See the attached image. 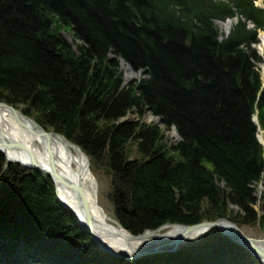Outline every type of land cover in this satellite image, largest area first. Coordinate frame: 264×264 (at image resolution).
I'll return each mask as SVG.
<instances>
[{
  "label": "trees",
  "instance_id": "16d2710c",
  "mask_svg": "<svg viewBox=\"0 0 264 264\" xmlns=\"http://www.w3.org/2000/svg\"><path fill=\"white\" fill-rule=\"evenodd\" d=\"M232 8L245 21L220 40L214 20L234 16ZM258 28L264 19L238 1L0 0V102L22 107L101 164L114 218L133 235L213 220L228 202L254 222L253 187L264 181L253 122L264 110L262 59L252 47ZM120 62L142 79L125 85ZM146 112L180 140L168 147L156 124L120 121ZM0 170V182L7 177L12 187L0 203L3 264L15 262L8 247L17 237L34 249L16 264H126L99 250L65 213L49 178L7 166L1 154ZM204 238L128 264H260L216 230ZM37 248L48 259L37 262Z\"/></svg>",
  "mask_w": 264,
  "mask_h": 264
},
{
  "label": "bare ground",
  "instance_id": "6f19581e",
  "mask_svg": "<svg viewBox=\"0 0 264 264\" xmlns=\"http://www.w3.org/2000/svg\"><path fill=\"white\" fill-rule=\"evenodd\" d=\"M262 29L263 28H258L256 32L259 33ZM20 122H23L26 126L30 125L25 118L19 117V115L14 116L6 109L0 108V151H2L8 159L27 163L29 165L30 162H35L39 168L44 170L51 168L50 161L54 163L56 172H58L65 181L77 185L79 192L88 206L91 220V225L89 226L90 234L104 246L114 250L115 253L119 255L121 254L129 257V253L132 249H143L150 246L152 243H157L158 245L163 239L171 237L172 234H177L179 232L180 227L172 225L165 226L157 232H147L140 239L132 238L130 234L120 227L115 218L113 219L99 204V182L93 173L97 172V170L91 171L90 162L87 156L82 153V150L77 146L68 144L66 140L60 136H52L50 139L46 138L45 140L39 135L31 133L28 129H24L20 125ZM93 168L97 169L94 166ZM54 184L56 188L55 194L59 199L58 202L60 207L62 208L61 205H63L65 208L69 209L70 212L68 213L66 209L62 208L67 215H73L77 223L79 222V224L85 226L82 221L81 209L75 197L74 190L67 187L65 185L66 183L62 180L60 182L54 181ZM225 222L220 221L218 224L228 232H236ZM79 224L78 227L85 232L84 228H81ZM200 230H203V228L193 230L187 234L185 241L198 237L202 233ZM85 233L89 235V233ZM13 240L14 242H10L12 245L8 247L12 252L8 253V257H10V260L13 259L18 263V259L16 260L14 258L18 255V257L21 258L19 261L25 260L27 256L25 254L27 251L30 253L33 246L30 242L26 241L24 237H17ZM229 241L234 247L239 246L236 242H232L230 239ZM16 243L20 246L19 252H16ZM247 248L249 249V246H247ZM33 254L37 255V250H34ZM35 255H33V258L37 259V262H39L40 260ZM109 256L114 257L112 255ZM4 258L5 256H0V264H3ZM43 259H48V257L44 256ZM262 259L264 260V256ZM15 262H13V264H16ZM129 262L130 260L125 261L126 264Z\"/></svg>",
  "mask_w": 264,
  "mask_h": 264
},
{
  "label": "rangeland",
  "instance_id": "374dc122",
  "mask_svg": "<svg viewBox=\"0 0 264 264\" xmlns=\"http://www.w3.org/2000/svg\"><path fill=\"white\" fill-rule=\"evenodd\" d=\"M262 7H264V4H262ZM230 26V23H226L224 25V28H228ZM63 36L65 37V39L68 41V43L72 44L73 43V40H72V36L71 34H68L66 32H63ZM255 50L257 52V54L260 56V58H262V60L264 61V31H260L259 34H258V43L255 45ZM258 67L260 68H263L264 70V62L262 64H258ZM120 68H121V71L123 73V77H124V84L125 85H129L131 83H135V82H139L141 79H142V73L141 72H138V73H135L133 72L131 69H129L125 64H123V62H120ZM263 75V81H264V71L262 73ZM5 103V102H4ZM15 109L19 110L20 112H22V107L20 108H16L14 107ZM23 113V112H22ZM24 114V113H23ZM26 115V114H24ZM27 116V115H26ZM29 117L30 119L34 120L40 127H42L45 131L47 132H54L53 130H51L50 128H46V127H43L41 126L33 117H30V116H27ZM121 122H126V121H133V122H137V123H148V124H156L162 131L163 133V138H164V141L166 142V144L168 145V147H172L174 144H176L180 139H179V136L177 134V132L175 131V129H168L166 128L165 126L162 125V120H159V119H156V118H153L152 115L148 114V112L144 113L143 116H139V115H134V114H130L128 115L126 118L120 120ZM253 122L256 124L257 126V135H256V138L258 140V142L262 145V157H263V160H264V110L261 114H259V111H256L254 116H253ZM56 133V132H55ZM59 134V133H57ZM61 135V134H59ZM63 136V135H61ZM261 136V137H260ZM64 137V136H63ZM65 138V137H64ZM66 139V138H65ZM67 140V139H66ZM69 141V140H68ZM70 142V141H69ZM72 145L74 146H77L76 144H73L71 142ZM79 149L80 147L77 146ZM135 147V146H134ZM132 147V149H130L129 152H133V155L131 153V156L129 159H135L136 158V155H135V149L136 147L134 148ZM81 150V149H80ZM83 152V151H82ZM84 153V152H83ZM85 154V153H84ZM2 155V154H1ZM86 155V154H85ZM3 156V155H2ZM87 156V155H86ZM89 162H90V168H91V171H94L96 169L93 168L94 166V163H92L89 159V157L87 156ZM5 160V158H4ZM6 162V160H5ZM96 163V166H97V169L98 168H102L101 164H98V162H95ZM12 164V163H11ZM11 164H8L6 163V165H11ZM15 164V163H14ZM18 165V164H17ZM6 168V167H5ZM27 170H32V171H36V172H39L38 170H33V169H29V168H26ZM14 170V169H13ZM14 172V171H13ZM0 173L1 170H0ZM40 174H43L44 176H46L47 178H49L46 174L44 173H41L39 172ZM97 181L99 182V193H98V201H99V204L102 206V208H104L111 216L112 218L114 219V216H113V209H112V205L110 203V200H109V194H110V177L101 170H97V172H93ZM5 174V172L3 173ZM3 174H0L3 176ZM5 178V182L7 183H2L0 182V203L2 204L5 200H7L8 198L6 197L7 193L6 191H8V189L6 190V186L8 188H12L10 187V183L8 184V180L9 178L7 177H4ZM50 179V178H49ZM51 181V180H50ZM52 182V181H51ZM53 184V182H52ZM13 185V184H12ZM54 186V184H53ZM255 189V194H254V197H255V202L253 204V210L255 212V216H256V220L251 221L250 219L249 220H246L244 219V215L242 214L241 210L239 208H237L236 206H233L231 203H226V205L224 206H221L223 208V213L224 215L222 216H219L217 214L216 218H214L213 220H206L205 218L201 221V222H205V221H208V222H213V221H218V220H221V219H226L228 220L229 222L235 224L240 230L241 232L247 236L248 238H251V239H254V240H259V241H264V181L263 179L256 185L253 187ZM54 189L56 191V188L54 186ZM6 197V198H5ZM5 198V199H4ZM5 203V202H4ZM209 206L208 205H204L202 206V210H209L208 209ZM69 213V212H68ZM221 213V212H220ZM73 216V215H72ZM74 218V217H73ZM75 220V218H74ZM251 221V222H249ZM77 222V221H75ZM178 225V223H175ZM214 230H210L209 232H212ZM217 231V230H216ZM207 232V233H209ZM219 232V231H218ZM207 233L204 235V237L207 235ZM202 238L199 242L193 244L194 240L197 238H193V239H189V244L187 246H198V244L202 241H204L205 238ZM67 241H61V244H66L65 245V250H67V252L70 251V253H72V256L76 253L74 251V249L72 248V243L69 244V243H66ZM73 242V241H72ZM93 242V241H92ZM0 243H1V238H0ZM78 245V244H76ZM95 245V244H94ZM96 246V245H95ZM185 246V247H187ZM16 247V252H19V248L20 246H18V243H16L15 245ZM97 247V246H96ZM184 247V248H185ZM52 248L51 246L48 248L50 249ZM234 249V248H233ZM38 250L39 252H41L38 248L36 249ZM53 250V249H52ZM52 250H48L45 251L46 254L49 255V252H51L50 256L52 257L54 254L52 253ZM244 251H246L245 249H243ZM44 251V250H43ZM28 252V251H27ZM59 251L57 250V253ZM247 252V251H246ZM29 253V252H28ZM195 253V251L193 252V254ZM64 254V253H63ZM62 254V255H63ZM69 254V253H68ZM20 255L22 256V253L20 252ZM16 256V255H15ZM37 258H40V257H44L45 254H43L41 252V254H37L36 255ZM68 256V255H67ZM163 257H165V255H161ZM28 256H26L25 259H27ZM14 259H21L18 257V255L14 258ZM33 260V258L31 259ZM50 260H53V258H50ZM257 260V259H256ZM28 261V259L26 260ZM30 261V260H29ZM123 262H125L126 260H122ZM145 261V260H143ZM63 262V261H62ZM257 262H259L261 264V262L259 260H257Z\"/></svg>",
  "mask_w": 264,
  "mask_h": 264
},
{
  "label": "water",
  "instance_id": "95a60500",
  "mask_svg": "<svg viewBox=\"0 0 264 264\" xmlns=\"http://www.w3.org/2000/svg\"><path fill=\"white\" fill-rule=\"evenodd\" d=\"M0 108L6 109L8 112H10L14 116L19 115V117L25 118V120H27V122L30 125L26 126L23 122H20V125L24 129H28L31 133L37 134L40 137L44 138L45 140H46V138L50 139L52 136H60L63 139H65L63 136H61L55 132L45 131L34 120L30 119L29 117H27L22 112L15 109L13 106H11L9 104H6L4 102H0ZM66 142L68 144H71V142H69L68 140H66ZM0 153L4 156L6 163H8V164H11V163L14 164L15 163V164H18V165L23 166L25 168L38 170L39 172L46 174L50 178V180L53 182V184H54V181L60 182L62 180L66 183L65 185L67 187H69L71 190H74L75 197L77 198L79 207L81 209L82 221H83V224H85V226H82V224H79V222H78V224L81 228H84V231L89 233V235L91 236L90 231H89V229H90L89 226L91 225V220H90V214H89L88 206H87L85 200L83 199L81 193L79 192L76 184L65 181L64 178L61 177L58 172H56V167H55L54 163H52L50 161L51 168L44 170L42 168H39L35 162H30V165H29L27 163L14 161V160L6 158V156L4 155V153L2 151H0ZM54 186H55V184H54ZM76 191H78V192H76ZM61 206H62V208L66 209L68 212H70L69 209L65 208L63 205H61ZM220 221H223V222L226 221L227 224L236 232L231 233V232H228L225 229H223L218 224V222H220ZM172 225L180 227V230L177 234H172L171 237H167L166 239H163L162 242H160V244H158L160 246H158L157 243H152L150 246L143 248V249H139V250L132 249L129 253L130 254L129 257L125 256V255H121V254L119 255V254L115 253L114 250L104 246L102 243L97 241V239L94 238L93 236H91V238H92V241L94 242V244H96L97 247L100 250L104 251L105 253L112 255L114 257H117L119 259L133 261L136 259L145 258L147 256H153V255H157V254H161V253H174V252H177L179 250H182L185 246H187L189 244V242H188L189 240L185 241V239H186L185 237L187 236V234H189L193 230L203 228V230H200V231H202V233L194 240L193 244L199 242L204 237V235L207 232H209L210 230H217L223 235V237L230 239L232 242H236L240 247L245 248L247 251L249 250V253H251L252 256H254L256 259H258L262 264H264V260L262 259V257L264 256V241H259V240H254V239L248 238L247 236H245L241 232V230L235 224L229 222L226 219H221V220L213 221V222H208V221L199 222V223H196L193 225H184V224H178L177 225V224L166 223V224L162 225L161 227L157 228L156 230H147V231H145L141 234H138V235H133L130 232H128L127 230H125L124 228H122V227L121 228L124 231H126L128 234H130L132 238L140 239L147 232H157L159 229H161L165 226H172ZM247 246H249V249L247 248Z\"/></svg>",
  "mask_w": 264,
  "mask_h": 264
}]
</instances>
